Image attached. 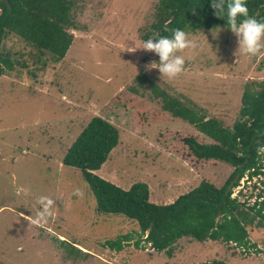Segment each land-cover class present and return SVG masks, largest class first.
<instances>
[{
    "label": "rangeland",
    "instance_id": "obj_1",
    "mask_svg": "<svg viewBox=\"0 0 264 264\" xmlns=\"http://www.w3.org/2000/svg\"><path fill=\"white\" fill-rule=\"evenodd\" d=\"M157 3L75 0L70 13L76 27H65L73 41L58 62L16 34L3 39L1 49L14 65L0 76V264H264V227L256 225L247 226L253 246L191 237L178 239L171 255L143 240L136 246L137 222L97 212L80 170L62 163L91 118L100 116L118 128L119 137L94 173L124 189L145 182L154 203H171L201 180L219 185L231 170L195 158L183 138L211 140L165 110L160 93L231 128L240 119L245 88L258 89L256 82L264 79V49L256 56L239 53L228 27L190 31L197 47L177 53L185 60L183 72L161 79L158 69H145L159 62L157 54L127 51L142 45ZM261 159V172L244 174L232 190L246 205L258 193L264 196ZM77 188L83 197L73 194ZM40 196L55 200L53 216L30 227L25 217L35 216ZM124 234L130 241L120 250L105 244Z\"/></svg>",
    "mask_w": 264,
    "mask_h": 264
},
{
    "label": "trees",
    "instance_id": "obj_2",
    "mask_svg": "<svg viewBox=\"0 0 264 264\" xmlns=\"http://www.w3.org/2000/svg\"><path fill=\"white\" fill-rule=\"evenodd\" d=\"M74 3L75 0H0V76L14 65L8 53L1 49L3 39L10 33L50 53L53 61H61L73 41L72 33L65 27H76L70 13ZM211 3L212 0H158L155 20L143 33L142 40L156 33L171 37L174 29L188 33L228 27L226 17H218ZM246 6L250 16L264 22V0H246ZM256 83L258 89L247 86L243 91L240 119L231 128L165 92L160 93L165 110L188 121L211 140L201 143L192 136L183 138L195 158L214 159L231 168L219 185L201 180L173 202L157 204L150 201L145 182H135L124 189L98 176L94 171L108 159L119 137L118 128L100 116L91 118L68 148L62 163L80 170L96 197L97 212L123 214L137 222L136 246L143 240L155 251H165L168 255L182 237L253 246L247 226L264 227V197L260 200L262 195L258 193L257 199L246 205L245 200L240 202L237 195L232 196V190L244 174L252 178L261 172L263 165L256 148L264 146V79ZM151 87L153 91L157 89L153 83ZM124 241H130L128 234L105 244L120 250ZM209 264L225 263L214 260Z\"/></svg>",
    "mask_w": 264,
    "mask_h": 264
},
{
    "label": "clouds",
    "instance_id": "obj_3",
    "mask_svg": "<svg viewBox=\"0 0 264 264\" xmlns=\"http://www.w3.org/2000/svg\"><path fill=\"white\" fill-rule=\"evenodd\" d=\"M211 7L215 14L220 18L227 19V26L232 33L238 38V52L256 56L264 49V22L258 21L249 15L246 6V0H212ZM243 17V19H239ZM213 36L215 33L213 31ZM194 40L189 39L188 34L181 29H174L171 37L159 36L158 33L153 37L142 42L140 47H129L128 52L135 53L137 49H143L148 52H154L159 56V62H150L145 66L146 71L158 69L162 78L169 81L177 78L184 70L185 60L182 53L186 49L196 48ZM257 155L264 157V146L256 148ZM26 192V190H25ZM74 195L83 197L81 189L74 190ZM40 206L35 216H26L25 219L31 226H44L53 216L55 200L49 196H40L37 199Z\"/></svg>",
    "mask_w": 264,
    "mask_h": 264
},
{
    "label": "built area",
    "instance_id": "obj_4",
    "mask_svg": "<svg viewBox=\"0 0 264 264\" xmlns=\"http://www.w3.org/2000/svg\"><path fill=\"white\" fill-rule=\"evenodd\" d=\"M240 186H241V184H240ZM240 186H239V187H240ZM237 187H238V186H237ZM257 197H258V195L256 196L255 199H257ZM263 197H264V196H261V197L259 196V199L261 200ZM243 201H244V200H243ZM253 202H254V201H253Z\"/></svg>",
    "mask_w": 264,
    "mask_h": 264
}]
</instances>
